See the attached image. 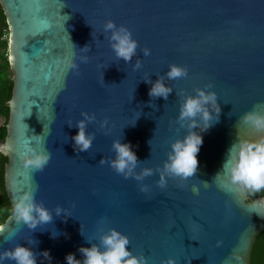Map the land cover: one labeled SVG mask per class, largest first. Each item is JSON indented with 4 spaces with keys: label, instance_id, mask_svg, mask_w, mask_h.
<instances>
[{
    "label": "water",
    "instance_id": "95a60500",
    "mask_svg": "<svg viewBox=\"0 0 264 264\" xmlns=\"http://www.w3.org/2000/svg\"><path fill=\"white\" fill-rule=\"evenodd\" d=\"M0 4L10 29L14 83L7 137L0 143L8 158L6 193L12 206L34 191L36 201L53 211L52 221L35 229L11 214L0 227V252L33 239L38 264H66L67 253L82 259L81 246L99 243L103 232L115 228L147 264H252L264 233V198L252 199L223 173L216 175L238 138L264 135L241 119L249 111L264 113V0ZM108 20L127 27L138 42L130 62L115 56L104 30ZM172 64L187 75L165 76L172 93L167 100L151 99V85L143 79L155 81ZM197 88L217 94L219 121L203 133L195 176L164 174L161 186L170 145L186 132L177 123L182 96ZM82 113L94 115L87 131L95 139L79 152L72 136ZM36 134L43 140L37 142ZM121 138L136 151V172L150 168L152 175L126 179L110 166L112 143ZM29 142L50 155L42 170L23 165ZM58 205L67 218L55 214ZM53 232L59 235L53 238ZM44 250L51 261L41 255Z\"/></svg>",
    "mask_w": 264,
    "mask_h": 264
},
{
    "label": "clouds",
    "instance_id": "9594fccd",
    "mask_svg": "<svg viewBox=\"0 0 264 264\" xmlns=\"http://www.w3.org/2000/svg\"><path fill=\"white\" fill-rule=\"evenodd\" d=\"M104 30L109 33L108 39L111 48L118 59L130 62L136 55L138 42L132 37L131 32L124 25H117L114 21L108 20L104 24ZM85 45L83 49H88ZM150 50L145 48L144 55H149ZM141 66L138 60L136 68ZM75 67V65H72ZM187 75V69L176 64L169 66L167 73L157 76L153 81L151 77L143 79L150 86L148 95L151 99H168L173 89L165 82V76L169 80L178 79ZM211 88V85L206 86ZM150 103V101H149ZM153 106V105H152ZM221 112L217 94L204 88L195 89L194 93L183 95L179 106L177 123L181 128L186 129L185 134L177 138L170 145L167 160L163 165V174L160 185L164 186L163 175L187 179L195 176L198 171V153L203 144V133L219 121ZM83 119L76 122L78 129L72 136L76 151H87L95 139L94 134L87 131L88 122L95 119L94 115L82 113ZM244 123L250 124L258 132L264 133V113L249 111L241 118ZM136 122V121H135ZM133 123L132 125H134ZM72 124L69 123V127ZM37 142L43 140L41 134H36ZM122 139L114 140L112 150L115 153L113 159L109 161L110 166L126 179L133 177L136 180L143 179L144 176L152 175L153 170L144 168L139 173L136 172L140 163L136 151L130 141L122 142ZM150 143V141H149ZM23 165L33 170H42L47 164L50 155L43 151H38L32 143L24 144V151L21 154ZM101 162H104L103 160ZM224 174L228 183L241 191L256 193L264 190V135L255 139H237L228 149L226 158L222 164V169L216 176ZM205 183H207L205 181ZM141 191H146L142 187ZM198 192L197 188H193ZM11 213L17 221L23 222L29 228L35 229L37 225L46 224L53 219V211L48 209L42 202H37L34 191H25L19 199L11 206ZM63 213L65 218L66 210L62 206L55 208L57 216ZM2 212H0V227H2ZM81 233L83 230L81 227ZM59 233L53 232L55 238ZM65 236L67 234L65 233ZM36 242L31 239L27 244H16L10 249L0 252V264L5 260L13 261L14 264H38L37 253L33 249ZM129 238L115 228L103 232L99 237V243L92 242L89 247L81 246L78 251L82 259H77L76 253L69 252L65 256L66 264H147L143 256L133 254L129 246ZM51 261L48 250L41 254ZM172 264V262H169Z\"/></svg>",
    "mask_w": 264,
    "mask_h": 264
},
{
    "label": "trees",
    "instance_id": "16d2710c",
    "mask_svg": "<svg viewBox=\"0 0 264 264\" xmlns=\"http://www.w3.org/2000/svg\"><path fill=\"white\" fill-rule=\"evenodd\" d=\"M9 38L10 29L7 22L4 9L0 4V46L3 47V53L0 55V115L5 119L0 123V143L4 142L7 137V123L10 116L9 102L13 96V71L9 60ZM8 158L0 152V212H2V225L12 214L11 203L5 189V166ZM252 199L264 198V190L256 193H249ZM252 264H264V233L258 238L253 255Z\"/></svg>",
    "mask_w": 264,
    "mask_h": 264
},
{
    "label": "rangeland",
    "instance_id": "374dc122",
    "mask_svg": "<svg viewBox=\"0 0 264 264\" xmlns=\"http://www.w3.org/2000/svg\"><path fill=\"white\" fill-rule=\"evenodd\" d=\"M3 47L2 46H0V55L3 53ZM0 61H1V58H0ZM4 118L0 115V123H3L4 122Z\"/></svg>",
    "mask_w": 264,
    "mask_h": 264
}]
</instances>
